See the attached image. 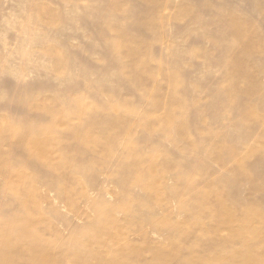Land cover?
<instances>
[{"label":"rangeland","instance_id":"obj_1","mask_svg":"<svg viewBox=\"0 0 264 264\" xmlns=\"http://www.w3.org/2000/svg\"><path fill=\"white\" fill-rule=\"evenodd\" d=\"M85 110L92 119L80 121ZM60 120L63 168L12 150L10 136L0 142L4 236L34 222L32 247L11 249L17 264L33 252L49 264H119L133 246L129 264H150L154 251L166 264H241L231 215L247 212L250 228L264 229V155L253 154L264 142V0H0V126L43 137ZM88 122L91 149L71 129ZM132 157L144 158L140 177L127 169ZM206 191L213 213L195 217ZM100 209L112 228L86 253ZM186 224V243L202 239L204 252L199 242L174 253ZM248 240L242 258L264 256V237Z\"/></svg>","mask_w":264,"mask_h":264},{"label":"bare ground","instance_id":"obj_2","mask_svg":"<svg viewBox=\"0 0 264 264\" xmlns=\"http://www.w3.org/2000/svg\"><path fill=\"white\" fill-rule=\"evenodd\" d=\"M236 32V31H235ZM237 36L239 35L238 32L235 33ZM122 44L125 46V49L123 51V54L124 55H127V56H131L133 58V65H140V60H141V57L139 56V54L135 51V50H132V51H126L127 48H128V45L127 43L121 41ZM137 67V66H136ZM138 69V67H137ZM136 69V70H137ZM141 69V68H140ZM144 69V68H143ZM141 69V70H143ZM233 69V68H232ZM243 74V73H242ZM234 75V74H233ZM232 75V76H233ZM149 76V75H147ZM234 77V76H233ZM236 77V76H235ZM245 79V78H244ZM233 80V79H232ZM233 84V83H232ZM230 84V85H232ZM233 88V86H232ZM230 91V90H229ZM233 94V93H232ZM253 110V109H252ZM254 111V110H253ZM91 112H87L86 110L83 111L80 115V118L79 120L82 121V120H88V119H92V113L90 114ZM55 114H59V112H56ZM91 116V117H90ZM90 117V118H89ZM86 120V121H87ZM94 120V119H93ZM92 121V120H91ZM169 121V120H168ZM89 123V124H88ZM88 123H84L83 124V129H81V125H77L72 129L73 132H75L78 136H79V139L81 141H83L84 143L87 144L88 146V149H89V146H90V149L91 147H95L96 145L99 144V141L96 140L95 138H92L91 135H92V128H95L94 127H91L93 126L94 124H90V122ZM116 123H112L110 125H116ZM90 125V126H88ZM98 126V125H97ZM2 126H0V142L3 141L2 140V137H7L9 138L10 136V145L12 147V150H20V151H25V149L29 148L30 150V153L31 152H34V151H38L39 152V155L38 157L36 158V160L39 162V163H43V164H58L60 165L62 168H63V165H64V158L63 156H61V154L59 153V147H62L61 143L63 140L60 138V136L63 135L64 131L66 130V126L64 124V120H60L59 122V131L57 129L54 130V127H49L47 129V132L44 134L43 137H41L42 133H39L38 135H30V132L27 131L26 129H23L21 128L20 126H16L15 128H13L12 126H10V128H7V130L1 128ZM70 138H74V136L70 137ZM264 140V139H263ZM94 149V148H93ZM96 149V148H95ZM255 150V148H254ZM252 152V151H251ZM256 154L258 153H262L264 155V142H261L259 144V146L257 147V149L255 151H253V154ZM135 154V153H134ZM254 154V155H255ZM7 155V154H6ZM253 155V156H254ZM257 155V157H258ZM256 157V156H255ZM11 157H9L10 159ZM250 158H254V157H250ZM260 158V157H259ZM7 159H4V160H0V170L1 168H3V165H4V162L6 161ZM248 160V159H246ZM244 160V161H246ZM143 161H144V158H137V157H132L130 158L128 161H127V169H129L130 173L132 176H136V177H140L141 173H140V167L143 165ZM248 162V161H247ZM243 163V162H242ZM247 163H245V165H240V167L243 168V166L245 167ZM249 166V165H247ZM148 180L150 178H153L155 179L156 177L153 176V173L151 171L148 172ZM158 176V175H157ZM150 177V178H149ZM151 180V179H150ZM149 180V181H150ZM147 189L149 190H155L156 188L160 187V183H156V182H151V183H148L146 185ZM227 190V189H226ZM215 191V194L216 196H218L219 198L216 199V203L215 205H218V207H222L224 208L225 205L223 204V199H222V195L224 193V190L222 189H217V190H214ZM203 195V196H202ZM201 196H199L197 198V200L195 201L197 205H199L200 207V210L197 211L198 213H195V217L196 215H199L200 212L203 210V209H208L210 210L212 213H213V207L210 203V199L211 197H213V192H204ZM214 205V207H216ZM250 208V207H248ZM226 211H228L227 208H224ZM252 210H261V208L259 206H256V205H253L251 207ZM224 210V211H225ZM239 210V209H238ZM215 211V210H214ZM235 211V210H234ZM242 211V210H241ZM248 211V210H247ZM238 212V211H237ZM233 213H236V212H233ZM247 213V212H246ZM245 213V214H246ZM223 214V213H222ZM229 214L231 215L232 213L229 212ZM243 214V213H242ZM242 216L240 215L241 217H234L233 214L231 215L229 221H231L230 225L229 223L227 222V226L229 225V230L230 232H232V228L235 227L234 225L235 224H238L240 227H241V230H239L237 236L240 240V243H241V248L239 247L237 251L233 252L235 253V257L233 256L232 254V260L234 261V259H236L237 261H239L241 264H264V256L263 255H258V254H252L249 258H242L243 256L242 255H245V252L243 250L246 249L248 243L250 242V238H253V237H264V229L262 230H252L250 228V225L254 223L255 220L253 219H250L247 216ZM202 215V214H201ZM212 215V214H211ZM239 216V214H238ZM261 216V215H259ZM194 217V219H195ZM107 218V215L100 209L99 210V217L96 221V227L93 228L94 229V232H93V235H92V241H90L88 244H86L84 246V252L86 251H90L92 249V247L96 246L98 243H99V233H101L100 231H104L106 232V230H108L111 225L107 222H105L104 220ZM262 218V217H261ZM192 219V221L194 220ZM211 219V218H210ZM254 219H255V216H254ZM197 220V219H196ZM195 221V220H194ZM199 221V219H198ZM197 221V222H198ZM202 222V221H201ZM199 223V222H198ZM206 223V222H204ZM8 222H6L3 218L0 219V264H17L16 263V258L13 259V251H11V249L13 250H16L14 249L15 247H26L27 250L28 248L30 249V247H32L31 244H29L27 242V239L30 235L34 234V230H33V226H34V222L32 219H26L24 221V228H25V231H24V234L23 236H17V237H11V238H8L4 235H7L8 234ZM115 223L113 222V225ZM190 225V223H188ZM188 224H186L187 226H184L182 225L180 228H178V234H179V241H178V244L176 245L175 247V250H174V253L175 254H180V252L182 250H185V249H190L192 246H197L199 245L198 243L200 242V247L201 249H203V252L205 251L206 247L204 245V243H202V239L199 240V241H196L193 243V245L190 243H186V236L188 234L191 233V230H190V227H188ZM200 224V223H199ZM223 224V223H222ZM112 225V226H113ZM193 225V224H192ZM202 225V224H201ZM257 225V223H256ZM261 225V224H260ZM221 226V225H220ZM219 226V227H220ZM226 226V227H227ZM195 227V226H194ZM112 228V227H111ZM239 228V227H238ZM264 228V227H263ZM192 229V227H191ZM220 229V228H219ZM254 229V228H253ZM195 230V229H194ZM237 230V229H236ZM214 231V230H213ZM220 231V230H219ZM228 231V229H227ZM197 232V231H196ZM195 232V233H196ZM226 232V231H225ZM229 232V233H230ZM111 233V232H110ZM109 233V234H110ZM218 233V231H217ZM216 233V234H217ZM227 233V232H226ZM233 233V232H232ZM101 235V234H100ZM112 235V234H111ZM223 235V234H222ZM228 235V234H226ZM231 235V234H230ZM190 236V235H189ZM188 236V237H189ZM216 236V235H215ZM235 236V234H234ZM207 237V236H206ZM217 237V236H216ZM216 237L214 239H216ZM230 237V236H229ZM226 236V241L225 242H229L230 241V238ZM233 237V236H232ZM116 238V237H114ZM113 238V239H114ZM192 238V237H191ZM194 238V237H193ZM202 238V237H201ZM189 239V238H188ZM213 239V240H214ZM258 239V238H257ZM262 239V238H261ZM260 240V239H259ZM142 241V240H141ZM214 242V241H213ZM216 242V241H215ZM220 242V241H219ZM248 242V243H247ZM8 243V244H6ZM252 243V242H251ZM100 244V243H99ZM231 244V242H230ZM250 244V243H249ZM219 245V244H218ZM212 247H217V243H214V244H211ZM221 246V245H220ZM129 247V246H128ZM95 248V247H94ZM193 248V247H192ZM221 248V247H220ZM156 249V248H155ZM229 249V246L226 247V252L228 251ZM26 250V249H25ZM32 250V249H31ZM30 250V251H31ZM224 250V249H223ZM264 251V250H263ZM92 252V251H91ZM179 252V253H178ZM87 253V252H86ZM139 250H137L134 246L133 247H130L128 249H125L120 257L119 258V264H129V258L133 257V256H137L139 254ZM222 253V251H221ZM92 254V253H91ZM155 254V255H154ZM225 254V253H224ZM250 254V253H249ZM261 254V253H260ZM75 258L77 257L78 254H74ZM153 255L155 256V258L151 261L150 264H166L164 261H162L160 258H158V252L157 251H154L153 252ZM248 255V253L246 254ZM90 256V254H89ZM117 256V255H116ZM219 257V255H217ZM118 257V256H117ZM116 257V258H117ZM227 257V256H226ZM234 257V258H233ZM196 258V257H195ZM194 257L193 258H190L186 261L183 262V264H203V263H206V262H203L201 258V260H197V258L195 259ZM224 258V257H223ZM230 258V256H229ZM211 264H219L220 263V260H213L211 259ZM227 260V259H226ZM131 261V260H130ZM134 261V260H133ZM113 262V261H112ZM116 262V260H115ZM114 262V263H115ZM118 262V260H117ZM228 262V261H227ZM82 261H81V258H80V262H76L75 260L73 261V264H81ZM113 263V264H114ZM134 263V262H133ZM28 264H49L48 262V259L46 258L45 255H42V256H38L35 254V252L33 253H30V259H29V262ZM116 264V263H115ZM134 264H137V263H134ZM209 264V263H207ZM220 264H233V262H228V263H223L222 260H221V263Z\"/></svg>","mask_w":264,"mask_h":264}]
</instances>
